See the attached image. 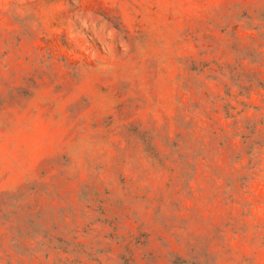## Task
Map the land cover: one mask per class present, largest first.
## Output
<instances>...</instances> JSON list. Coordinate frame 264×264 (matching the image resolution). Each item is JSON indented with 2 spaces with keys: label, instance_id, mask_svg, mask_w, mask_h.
Masks as SVG:
<instances>
[{
  "label": "rangeland",
  "instance_id": "obj_1",
  "mask_svg": "<svg viewBox=\"0 0 264 264\" xmlns=\"http://www.w3.org/2000/svg\"><path fill=\"white\" fill-rule=\"evenodd\" d=\"M0 264H264V0H0Z\"/></svg>",
  "mask_w": 264,
  "mask_h": 264
}]
</instances>
